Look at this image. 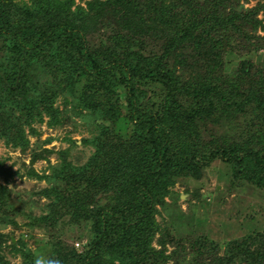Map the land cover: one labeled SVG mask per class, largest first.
<instances>
[{
	"label": "trees",
	"instance_id": "trees-1",
	"mask_svg": "<svg viewBox=\"0 0 264 264\" xmlns=\"http://www.w3.org/2000/svg\"><path fill=\"white\" fill-rule=\"evenodd\" d=\"M14 1L0 0V139L25 149V126L44 116L49 124L62 122L54 104L63 92L80 111L87 110L97 131L84 141L94 147L84 165L62 159L41 179L48 183L39 192L50 201L48 210L23 226L49 237L46 259L261 264L264 232L218 245L223 247L219 255L205 235L177 241L180 216L168 230L155 218L166 207L170 187L186 177L200 178L216 160L229 167L233 180L264 187V70L246 60L235 77L225 74L229 59L250 52L259 41L264 2L226 9L230 0L207 5L200 0L101 1L113 22L103 28L111 33L97 46L86 40L93 23L87 14L81 19L82 8L72 12L74 0H31L21 7ZM95 28L96 22L92 34ZM184 50L193 53L184 57ZM187 69L195 78L187 77ZM223 124L232 132L217 136L214 128ZM209 127L213 133L204 141ZM13 175L0 161V179L7 182ZM9 199L6 184L0 183V264H16L4 249L19 256V264H35L26 241L33 238L30 232L15 244L2 232L20 228L14 220L20 211ZM68 224L86 230L71 247L60 236ZM167 245L182 251L167 253Z\"/></svg>",
	"mask_w": 264,
	"mask_h": 264
},
{
	"label": "rangeland",
	"instance_id": "rangeland-1",
	"mask_svg": "<svg viewBox=\"0 0 264 264\" xmlns=\"http://www.w3.org/2000/svg\"><path fill=\"white\" fill-rule=\"evenodd\" d=\"M101 1L107 0H74L71 6L72 12L82 8L84 13L81 19L87 18L85 16L87 14L88 21L91 19L93 23L85 35L90 45L95 44L98 46L111 33L110 30H103L105 26L109 25L108 22L112 17L106 10L107 8L100 5ZM200 1L204 4L206 1V5L210 3L208 0ZM30 2L31 0L14 1L19 7L23 5L30 6ZM257 2L262 3L264 0H230L225 5L226 9L238 7L239 5L243 9H250ZM90 4L94 6L93 11L90 10ZM204 4L203 10H205ZM151 17L153 19L152 15ZM256 18L258 20L263 19L262 12ZM95 22L97 32L92 34L91 31L95 27ZM256 35L259 36V41L254 42L250 52L246 51L245 54L242 52L239 58L229 59L230 64L226 66V75L235 77L243 61L246 60L252 63L253 68L264 70V22H261V28H257ZM136 41V39L131 41L133 50L137 49L135 46ZM160 44L161 42H159ZM148 48L143 47L141 49L147 51ZM192 53L193 50H184L183 56L190 57ZM186 74L190 78H195L196 75L190 69L186 70ZM76 105L71 95L63 92L54 104V107L61 111L62 122L56 125L55 123L49 124L50 119L44 116L42 122L37 121L31 124V128L37 131L36 135H32L31 128L25 126L24 134L29 143L25 149H23V146L7 144L3 139H0V161H3L4 165L14 173L13 177L9 178L7 182L0 179V183L6 184L8 188L11 208L15 206L20 211L14 216V220L20 225V228L14 231V234H12V226H8L2 232L11 234L9 243L12 244H15L20 237L24 236L26 231L30 232L33 238L29 240V237H26V241L36 259H46L48 257L50 252L49 237L38 228L31 230L23 225L28 223L31 217H39L48 210L47 204L50 201L39 196L41 189L48 187V183L41 179L51 172V166L58 165L62 159L73 165L81 166L94 153V147L84 141L93 138L97 134L96 126L94 127V122L87 117V110L82 109L80 111V108ZM79 112L81 114H78ZM223 126L224 124L214 128L217 136H224L232 132H229V128L225 129ZM212 130L209 127L208 130H205V133L203 131L202 139L204 141L209 139L210 134L213 133ZM32 169L34 170L33 173L31 172ZM200 175L198 179L193 177L180 179L174 186L170 187L171 194L165 198L166 207L164 209L159 208V214L155 218L162 228L173 229L169 227L170 224L175 226L177 223L176 218L180 216L181 219L178 221L180 225L175 226L178 228L177 237L179 238L176 240H184L186 236L190 241L197 236L205 235L217 247L219 255H222L223 247H218V245H223L222 243L233 239H241L255 230L264 232V187L256 188L248 183L244 184L243 181L233 180L229 167L220 160L212 162ZM69 224L67 227L65 226L60 236L62 241L68 247H71L78 242L76 236L82 235L86 230L85 227L72 228ZM180 233L183 234L179 237ZM157 237L158 234L155 240ZM155 240L152 246L159 249ZM187 248L188 245H185L184 251L188 256L189 249ZM173 250H175L173 246L167 245V253ZM175 251L180 254L182 250ZM4 253L11 263H21L20 257L12 255L10 249H4ZM210 260L208 257L206 262ZM169 264H172V262H169ZM261 264H264V261Z\"/></svg>",
	"mask_w": 264,
	"mask_h": 264
},
{
	"label": "clouds",
	"instance_id": "clouds-1",
	"mask_svg": "<svg viewBox=\"0 0 264 264\" xmlns=\"http://www.w3.org/2000/svg\"><path fill=\"white\" fill-rule=\"evenodd\" d=\"M35 264H59V261L58 260H50V259L38 258L35 261Z\"/></svg>",
	"mask_w": 264,
	"mask_h": 264
}]
</instances>
